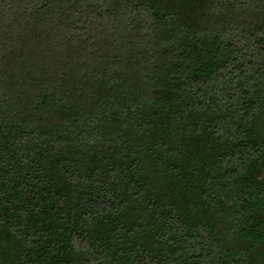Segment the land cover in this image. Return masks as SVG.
Segmentation results:
<instances>
[{
	"label": "trees",
	"instance_id": "trees-1",
	"mask_svg": "<svg viewBox=\"0 0 264 264\" xmlns=\"http://www.w3.org/2000/svg\"><path fill=\"white\" fill-rule=\"evenodd\" d=\"M0 264H264V0H0Z\"/></svg>",
	"mask_w": 264,
	"mask_h": 264
}]
</instances>
